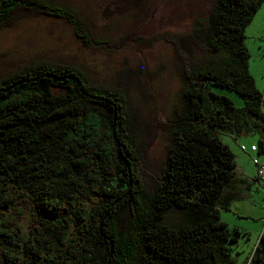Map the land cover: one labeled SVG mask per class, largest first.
I'll return each instance as SVG.
<instances>
[{"label": "trees", "instance_id": "1", "mask_svg": "<svg viewBox=\"0 0 264 264\" xmlns=\"http://www.w3.org/2000/svg\"><path fill=\"white\" fill-rule=\"evenodd\" d=\"M263 2L212 0L188 34H165L180 82L166 122L137 115L131 92L144 73L122 68L112 87L96 86L75 66L33 58L0 74V264H240L231 254L240 232L220 215L242 199L227 197L235 155L215 131L257 133L250 151L264 155V93L244 43ZM37 16L63 20L86 46L104 45L69 6L0 0V31ZM155 129L168 136L166 158L142 180L137 165ZM256 175L251 185L264 189ZM242 264H264V236Z\"/></svg>", "mask_w": 264, "mask_h": 264}, {"label": "rangeland", "instance_id": "2", "mask_svg": "<svg viewBox=\"0 0 264 264\" xmlns=\"http://www.w3.org/2000/svg\"><path fill=\"white\" fill-rule=\"evenodd\" d=\"M50 1L75 9L87 31L93 38L104 40V45H84L70 25L55 17L23 19L14 27L0 31V74L11 72L33 58L75 66L96 86L112 87L122 68L137 73V76L144 73L146 83L142 81L139 91L131 92L133 104L139 107L137 115L144 121L142 123L166 122L180 82L176 75L175 47L169 41L171 37L165 34H188L196 18L208 15L212 0ZM157 35L160 36L151 42ZM244 36L250 55L249 74L256 89L264 93V2L245 28ZM215 91L228 97L236 107L243 105V99L234 92L221 88H215ZM152 130L150 127L149 132ZM215 134L234 155L243 148L239 141L247 144V150L237 159L240 164L235 161L236 178L241 177L240 167L243 166L255 173V157L264 163V155L256 156L250 151V145H257L261 139L257 133L235 137L217 130ZM151 137L152 142L137 165L142 180L146 176L155 178L166 158L167 134L155 129L149 140ZM255 178L258 180L257 175ZM261 182L264 184V179ZM147 186L148 183L145 186L148 190ZM232 203L231 212L222 213V217L229 229L236 228L240 232L237 241L231 244V254L242 264L264 236V189L252 185L248 197Z\"/></svg>", "mask_w": 264, "mask_h": 264}, {"label": "crops", "instance_id": "3", "mask_svg": "<svg viewBox=\"0 0 264 264\" xmlns=\"http://www.w3.org/2000/svg\"><path fill=\"white\" fill-rule=\"evenodd\" d=\"M239 145L240 146H244V151L247 150V144L244 143L242 141H239ZM253 145V144H251ZM250 145V147H251ZM239 150V154L235 155V161L237 159H239L242 156L243 150L241 148L238 149ZM238 163L240 164V160H237ZM237 163V162H236ZM236 169H237V165H236ZM241 169V177L235 178V180H233V182L227 187V197H231L232 195H236V196H242L241 198H243L244 196L248 197L249 193L252 189V185L250 183V181L256 177V172L252 173L251 171H249L246 166L240 167ZM225 198V195H224ZM233 203H231L229 205V209L228 211L226 210H221L220 211V215H221V219L223 220L222 217V213L228 214L227 212H231ZM225 223H227V221H224Z\"/></svg>", "mask_w": 264, "mask_h": 264}, {"label": "water", "instance_id": "4", "mask_svg": "<svg viewBox=\"0 0 264 264\" xmlns=\"http://www.w3.org/2000/svg\"><path fill=\"white\" fill-rule=\"evenodd\" d=\"M76 83H77V85H78V87L80 88V86H81V82H80V80L79 79H76ZM16 85V84H15ZM14 85V86H15ZM13 87V86H12ZM84 95L85 96H88V97H91V95H89V94H86V93H84ZM118 144V143H117ZM118 146H119V144H118ZM129 166H128V173H129ZM129 178H131V176L129 175ZM130 193V191H128V193L124 196V197H126L128 194ZM124 197L122 198V199H124ZM121 199H117L112 205H111V207H110V211L113 209V207L120 201ZM104 219V218H103ZM100 226H101V224H100Z\"/></svg>", "mask_w": 264, "mask_h": 264}, {"label": "built area", "instance_id": "5", "mask_svg": "<svg viewBox=\"0 0 264 264\" xmlns=\"http://www.w3.org/2000/svg\"><path fill=\"white\" fill-rule=\"evenodd\" d=\"M255 148L252 147V150H254ZM259 175H260V179H264V170L259 171Z\"/></svg>", "mask_w": 264, "mask_h": 264}]
</instances>
